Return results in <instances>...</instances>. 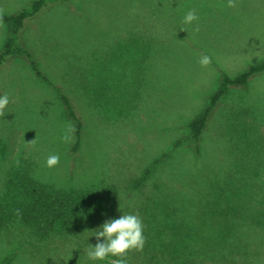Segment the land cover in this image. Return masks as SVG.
<instances>
[{
  "label": "rangeland",
  "instance_id": "rangeland-1",
  "mask_svg": "<svg viewBox=\"0 0 264 264\" xmlns=\"http://www.w3.org/2000/svg\"><path fill=\"white\" fill-rule=\"evenodd\" d=\"M30 1L0 0V12ZM45 3L19 41L51 85L69 95L84 135L69 157L73 126L57 92L35 76L25 56L9 55L0 64V202L17 206L20 185L31 177L63 188L102 180L117 204L133 205L141 199L133 185L147 168L154 175L233 172L235 184L224 186L222 202L242 210L245 223L262 222L244 228L251 239L241 262L264 264V70L229 87L210 115L198 156L185 147L186 124L221 73L233 76L264 59V0ZM5 35L0 21V49ZM176 140L183 146L159 158ZM31 154L43 166L21 170L33 162ZM22 229L0 230V264L7 258L9 264H68L75 250L69 235L37 241ZM86 255L76 256L78 264H88Z\"/></svg>",
  "mask_w": 264,
  "mask_h": 264
},
{
  "label": "trees",
  "instance_id": "trees-1",
  "mask_svg": "<svg viewBox=\"0 0 264 264\" xmlns=\"http://www.w3.org/2000/svg\"><path fill=\"white\" fill-rule=\"evenodd\" d=\"M45 5V0H31L11 14L0 12L6 33L0 49V64L9 55L21 54L28 59L35 76L57 92L73 126L70 157L81 145L84 123L69 95L51 85L32 54L19 41L26 21ZM263 70L264 59L233 76L221 73L203 109L186 124L189 142L185 147L193 155L200 154V142L210 115L229 87L245 85L251 75ZM87 83L92 85V76L87 78ZM182 146V140H176L159 158ZM30 158L33 162L29 161L21 170L43 166L41 157L31 154ZM153 173L154 170L147 168L133 185L136 196L141 198L139 202L123 206L116 203L113 188L102 180L82 187L63 188L35 177L26 178L20 185L21 202L17 206L0 202V230L15 224L37 241L54 234L69 235L68 242L75 250L68 264H78L76 256L80 252L87 254L88 264H242L251 239L250 235L244 236L243 230L246 225V228L249 224L259 227L262 222L245 223L238 216L242 210L222 202L224 186L233 189L235 184L236 180L230 176L233 172L228 175L224 170ZM144 181H151V187L138 186ZM118 205L119 209H113ZM73 238L79 239L74 245ZM5 264H9V258Z\"/></svg>",
  "mask_w": 264,
  "mask_h": 264
}]
</instances>
